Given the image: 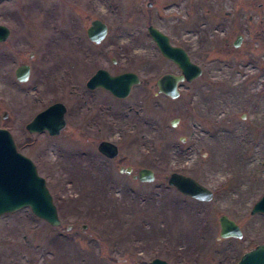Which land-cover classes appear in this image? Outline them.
<instances>
[{
	"label": "rangeland",
	"instance_id": "374dc122",
	"mask_svg": "<svg viewBox=\"0 0 264 264\" xmlns=\"http://www.w3.org/2000/svg\"><path fill=\"white\" fill-rule=\"evenodd\" d=\"M94 19L108 27L100 44L86 34ZM0 24L10 30L0 42V128L46 180L61 221L51 226L29 208L1 216L0 264H234L264 244V214H250L264 194V0H0ZM149 25L202 68L177 98L157 90L162 74L180 71ZM99 68L140 82L123 99L90 92L85 81ZM57 101L64 130L28 133ZM232 130L243 140L220 150ZM102 140L118 146L116 157L99 153ZM141 168L154 171L151 182L134 177ZM172 172L213 198L181 195L167 185ZM222 215L241 238L220 237Z\"/></svg>",
	"mask_w": 264,
	"mask_h": 264
},
{
	"label": "water",
	"instance_id": "95a60500",
	"mask_svg": "<svg viewBox=\"0 0 264 264\" xmlns=\"http://www.w3.org/2000/svg\"><path fill=\"white\" fill-rule=\"evenodd\" d=\"M87 37L95 42H101L107 34V25L99 19L91 22L87 29ZM148 33L155 41L162 56L171 60L180 70L179 75L165 73L158 78L157 90L171 98L179 95L178 84L181 81L190 82L201 75V68L194 63L185 49L173 46L167 35L153 26L148 27ZM9 35V29L0 24V42L5 41ZM241 38L234 42L237 46ZM30 67L26 64L19 65L14 75L18 81L28 79ZM139 83V77L134 72H124L111 75L105 69H98L87 81V87L94 89L101 87L109 91L117 98L126 97L133 85ZM65 105L56 102L37 113L26 124L29 133L47 131L50 135H58L65 126ZM6 115V114H4ZM172 120V126H175ZM183 139V138H182ZM98 151L108 158H114L118 154V147L110 141H101ZM123 171V169H121ZM127 173V171H123ZM134 177L142 182H151L154 172L149 168H142ZM169 186L176 188L178 192L199 201H209L213 192L200 184L190 176L172 172L167 176ZM29 207L31 212L51 226H58L60 219L52 196L46 186L45 179L37 172L32 160L17 151L15 142L10 132L0 128V216L14 212L20 208ZM264 213V195L252 206L250 214ZM219 235L222 238H241L242 232L236 222L226 215L219 217ZM150 264H170L164 259L153 258ZM236 264H264V244H258L253 249L245 252Z\"/></svg>",
	"mask_w": 264,
	"mask_h": 264
},
{
	"label": "bare ground",
	"instance_id": "6f19581e",
	"mask_svg": "<svg viewBox=\"0 0 264 264\" xmlns=\"http://www.w3.org/2000/svg\"><path fill=\"white\" fill-rule=\"evenodd\" d=\"M259 117L263 118L264 113H262L260 111ZM228 135L230 136L228 138V144L225 146V148L224 147L220 148V150H223V149H224V151L233 150L234 144L236 145L238 142L240 143L243 140L242 133L239 130H236V131L232 130V131L228 132Z\"/></svg>",
	"mask_w": 264,
	"mask_h": 264
},
{
	"label": "flooded vegetation",
	"instance_id": "af4514ba",
	"mask_svg": "<svg viewBox=\"0 0 264 264\" xmlns=\"http://www.w3.org/2000/svg\"><path fill=\"white\" fill-rule=\"evenodd\" d=\"M236 39H237V38H236ZM168 61H169V60H168ZM170 62H171V61H170ZM171 63H172V62H171ZM65 127H66V125H65ZM65 127H64V128H65ZM62 130H64V129H62Z\"/></svg>",
	"mask_w": 264,
	"mask_h": 264
}]
</instances>
